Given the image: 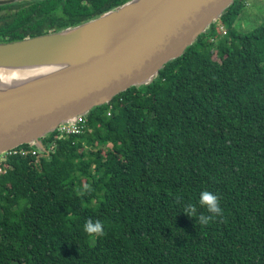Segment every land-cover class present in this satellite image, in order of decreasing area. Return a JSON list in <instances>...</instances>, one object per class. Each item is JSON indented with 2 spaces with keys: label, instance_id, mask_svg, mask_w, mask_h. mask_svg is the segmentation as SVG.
<instances>
[{
  "label": "trees",
  "instance_id": "obj_1",
  "mask_svg": "<svg viewBox=\"0 0 264 264\" xmlns=\"http://www.w3.org/2000/svg\"><path fill=\"white\" fill-rule=\"evenodd\" d=\"M126 1L2 4L0 43ZM245 5L223 11V36L206 30L150 83L91 109L83 133L45 135L49 155L24 144L0 162V264H264V22L236 30ZM202 191L222 209L206 226L184 213L209 215Z\"/></svg>",
  "mask_w": 264,
  "mask_h": 264
},
{
  "label": "water",
  "instance_id": "obj_2",
  "mask_svg": "<svg viewBox=\"0 0 264 264\" xmlns=\"http://www.w3.org/2000/svg\"><path fill=\"white\" fill-rule=\"evenodd\" d=\"M134 1L72 28L0 43V68L43 71L0 89V155L23 144L49 155L45 135L150 83L234 0Z\"/></svg>",
  "mask_w": 264,
  "mask_h": 264
},
{
  "label": "clouds",
  "instance_id": "obj_3",
  "mask_svg": "<svg viewBox=\"0 0 264 264\" xmlns=\"http://www.w3.org/2000/svg\"><path fill=\"white\" fill-rule=\"evenodd\" d=\"M85 189L91 190L88 185L84 186ZM199 204L205 207L209 215L200 214L196 216V209L194 205H187L185 209V214L189 217H195L196 223L206 226L218 215H222V209L220 207V198L217 194L210 191H202L199 195ZM83 230L90 236L101 237L105 234L104 225L101 221H93L89 219L85 222Z\"/></svg>",
  "mask_w": 264,
  "mask_h": 264
},
{
  "label": "rangeland",
  "instance_id": "obj_4",
  "mask_svg": "<svg viewBox=\"0 0 264 264\" xmlns=\"http://www.w3.org/2000/svg\"><path fill=\"white\" fill-rule=\"evenodd\" d=\"M245 2L246 5L234 26L236 27V30L247 32L264 22V0H245ZM69 9L72 10L71 7ZM221 26L223 27L222 31H224L225 27L222 25L219 18L209 25L206 30L211 29L216 35H218ZM72 27L73 26L68 28ZM219 35L223 36L224 34Z\"/></svg>",
  "mask_w": 264,
  "mask_h": 264
},
{
  "label": "built area",
  "instance_id": "obj_5",
  "mask_svg": "<svg viewBox=\"0 0 264 264\" xmlns=\"http://www.w3.org/2000/svg\"><path fill=\"white\" fill-rule=\"evenodd\" d=\"M220 30L221 31L223 30L222 26L220 27ZM225 32H226L225 30L222 31L223 34H225ZM86 123H87L86 115H79L71 122L59 124L55 130L58 132L59 137H66L68 135H73V134H81L85 130ZM52 147L53 145L50 146V149H49L50 151ZM27 152L28 150H26L24 147H21V146L12 148L0 155V162H4L8 155H14L18 153L24 155ZM37 152H38L37 149H34L32 151V154H37ZM2 169H3L2 166H0V171ZM3 171L5 170L3 169Z\"/></svg>",
  "mask_w": 264,
  "mask_h": 264
},
{
  "label": "bare ground",
  "instance_id": "obj_6",
  "mask_svg": "<svg viewBox=\"0 0 264 264\" xmlns=\"http://www.w3.org/2000/svg\"><path fill=\"white\" fill-rule=\"evenodd\" d=\"M138 1L140 0H135L133 4H135ZM133 7H136V5ZM41 72L43 71L38 70L37 72L34 69H27V68H13V69L0 68V89L6 88L7 86L12 85L15 82H19L23 79L36 77Z\"/></svg>",
  "mask_w": 264,
  "mask_h": 264
}]
</instances>
